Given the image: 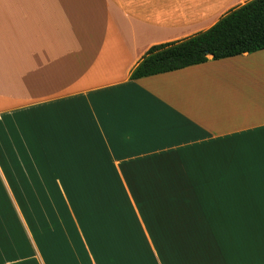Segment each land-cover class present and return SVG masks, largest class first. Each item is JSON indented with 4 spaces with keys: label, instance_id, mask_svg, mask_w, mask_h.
Returning <instances> with one entry per match:
<instances>
[{
    "label": "crops",
    "instance_id": "0c3cea01",
    "mask_svg": "<svg viewBox=\"0 0 264 264\" xmlns=\"http://www.w3.org/2000/svg\"><path fill=\"white\" fill-rule=\"evenodd\" d=\"M251 1L0 0V151L57 178L27 264H264V50L129 79Z\"/></svg>",
    "mask_w": 264,
    "mask_h": 264
},
{
    "label": "trees",
    "instance_id": "16d2710c",
    "mask_svg": "<svg viewBox=\"0 0 264 264\" xmlns=\"http://www.w3.org/2000/svg\"><path fill=\"white\" fill-rule=\"evenodd\" d=\"M262 50H264V0H252L223 17L217 24L204 33L182 42L162 44L150 48L140 63L132 70L129 79L130 81H135L201 65L206 63L209 57L213 61H218ZM8 160L15 161L14 153L9 151V153L5 154V152L0 151V167L3 172H7L9 165L6 161ZM25 164L30 169L29 162ZM51 182L52 185L56 184L55 180ZM22 188L23 200L20 201V212L31 227V223L28 222V213L35 214L37 203H41V200L45 201V196L48 194L46 192L34 191V188H30L31 191L27 186L26 189L25 186H22ZM17 191L15 190V192ZM31 192H33L35 197ZM50 194L52 193L50 192ZM8 215L6 213L5 218H3L0 214V218H2L1 222H3L2 225L0 222V227L5 226L4 238L8 236ZM10 216L12 217V214ZM20 231L23 235L21 223ZM23 238L25 237L23 236ZM17 241L21 240L16 239L18 247ZM25 242L27 243L26 238ZM245 257L238 258V263L243 264L244 260L252 262L254 259H260V257ZM12 259H15V257L13 256Z\"/></svg>",
    "mask_w": 264,
    "mask_h": 264
},
{
    "label": "rangeland",
    "instance_id": "374dc122",
    "mask_svg": "<svg viewBox=\"0 0 264 264\" xmlns=\"http://www.w3.org/2000/svg\"><path fill=\"white\" fill-rule=\"evenodd\" d=\"M4 147L5 146H2L1 148ZM11 149L14 150V146H12ZM14 160L15 161H6L9 165L7 167V172H3L0 167V214L3 218H5L6 213L9 214V223L7 225L8 236L6 238L3 236V234H5V226L0 227V264H27L30 260L29 257L33 255V251L28 247L20 231V201L23 200L22 186H25V189L27 186L29 189L34 188L36 190V186L52 185L51 181L57 179L56 177H52L54 174L53 172L43 171L40 168H37L36 171L28 169L26 164H23L22 160H20V156L15 153ZM6 186H9V188L11 187V193L7 191ZM15 190L18 191L15 192ZM31 193L33 194V192ZM10 214H12V217ZM244 216L245 214H237L238 220L241 219L243 221V219H246V221L252 224L250 226L253 228L252 232H256L258 229L257 224L260 222V214L254 213L250 215L249 218H244ZM1 221L2 218H0V222ZM2 224L3 222H1V225ZM16 239L21 240L17 241L19 248L16 245ZM8 253L10 259L6 260V254ZM13 256L15 259H12Z\"/></svg>",
    "mask_w": 264,
    "mask_h": 264
}]
</instances>
